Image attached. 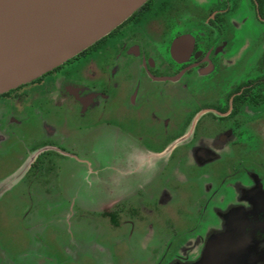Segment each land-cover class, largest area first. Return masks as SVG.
<instances>
[{"label": "flooded vegetation", "instance_id": "1", "mask_svg": "<svg viewBox=\"0 0 264 264\" xmlns=\"http://www.w3.org/2000/svg\"><path fill=\"white\" fill-rule=\"evenodd\" d=\"M248 22L253 30H244ZM25 108L40 130L31 142ZM51 117L77 119L76 137L57 136L45 122ZM262 131L264 0H148L81 53L0 95V181L8 178L7 156L23 149L7 172L13 175L36 152L19 180L40 184L43 199H62L61 164L87 161L64 146L79 148L88 137L91 147L90 139L120 133L121 162L146 165L156 187L139 184L137 200L110 201L96 213L80 208L78 222L108 228L114 250L103 264H128L121 258L123 248L134 246L128 238L150 225L147 214L162 210L177 222L164 218L159 248L149 245V255L132 264H264V150L256 141ZM61 230L52 239L58 263L100 264L93 255L103 247L64 245L71 225ZM117 235L127 239L111 241ZM183 248L190 254L180 255ZM7 249L0 247V264H50L56 255Z\"/></svg>", "mask_w": 264, "mask_h": 264}, {"label": "rangeland", "instance_id": "2", "mask_svg": "<svg viewBox=\"0 0 264 264\" xmlns=\"http://www.w3.org/2000/svg\"><path fill=\"white\" fill-rule=\"evenodd\" d=\"M244 26V30H253L252 22H248ZM247 35L240 34V37L243 38L245 36L246 38ZM55 89L59 90L56 87ZM57 94L54 93V95ZM59 99L62 104L70 108L71 104L66 97ZM24 112L28 115V129L27 131L25 130L24 134L28 136L27 140L31 142L30 139L34 141L40 137V130L32 117L33 115L29 116L31 111L25 108ZM73 120L74 122L71 118L66 119L65 117V120H63L65 123H60L61 121H59L58 117H51L46 119L45 122L54 131L58 132L57 136L61 134L68 140H73L78 134L77 119L75 121L73 118ZM260 134V136L257 135L258 140L256 141L263 151L264 131ZM102 135L99 138H95L94 141L90 139L92 143L91 147L88 137L86 140L80 141L79 148L72 149L70 146H64L65 150L71 152V154L76 153L80 159H86L87 161L86 163H80L74 158L61 164L59 188L62 191V199H43V195L40 192L43 189L42 186H39L40 184H31L26 180L24 182L19 180L26 173V168H28L31 161L30 159L34 155H37L36 152L32 154V157L25 156L21 168L13 175L7 172L10 167L17 166V155H22L23 149H16L14 155L6 157L5 162L8 166L5 171L8 178L0 181V247L7 245V251L11 253V245L13 244L18 255L23 254V252L34 254L35 252L42 253V251H44L46 256L56 253L55 256H51L55 260L50 264H60L57 262L59 243L54 242L52 239L56 240L55 235L62 231L61 228L70 224L73 237L70 239L69 236L68 239H63L64 241L61 243H64V245L69 242L75 245L83 243V245H94L95 248L103 247L105 252L97 249V255H93V263L100 262V264H103L107 261V250L109 248L111 252L114 250V248L109 246V242H107L109 239L105 231V228L108 229L107 226L105 228L100 227L103 231H99L95 229V226L98 224L88 225L86 221H82L81 224L80 221H77L79 220L78 213L81 212L80 208L96 213L101 211V208L110 201L133 202L137 200L135 190L137 185L152 183L151 187H156V181L153 178L152 180L148 179V169L143 163L139 164L138 161H129V159L121 162L123 141L120 133L111 132L107 134L103 133ZM48 137L50 136L48 135ZM128 143H135V141L129 140ZM179 144L180 142H175L169 146L168 150L171 151L172 146H178ZM128 147L130 148V145ZM1 171L3 170L0 169ZM47 183L50 184L49 187H54L53 182ZM151 189L155 191L154 194L159 196L157 188ZM125 192H127L126 195ZM44 201L46 202L44 203ZM46 205L51 207L49 212H43L42 210ZM27 206L29 209H32L33 212L31 214H25V211H23ZM156 206H158L157 203ZM66 214L68 217H64ZM147 215L146 223L150 225L145 224L144 227L146 228L142 230L138 229L134 237L128 238L131 240L129 243L134 244V246L129 245L127 249L123 248L121 251L123 255L121 257L122 260L128 264H132V259L139 261L146 255H149V245H154L153 248L156 249L159 248L158 245H161L160 240L164 238V218H168L170 222L174 223L178 220V217L176 216L175 218L173 212L167 210H162L159 214L153 213ZM120 235L117 236L119 237ZM125 239L127 238H111V241L121 243ZM24 246L26 248L23 250ZM38 246H42V248H37ZM63 250H61L60 254L62 259L64 258L62 254ZM187 250L183 248L180 255H189L190 252ZM86 263L91 264L89 260Z\"/></svg>", "mask_w": 264, "mask_h": 264}, {"label": "water", "instance_id": "3", "mask_svg": "<svg viewBox=\"0 0 264 264\" xmlns=\"http://www.w3.org/2000/svg\"><path fill=\"white\" fill-rule=\"evenodd\" d=\"M148 0H0V95L109 34Z\"/></svg>", "mask_w": 264, "mask_h": 264}]
</instances>
